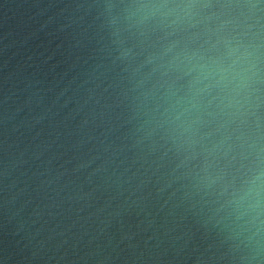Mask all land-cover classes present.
<instances>
[{"label": "water", "instance_id": "obj_1", "mask_svg": "<svg viewBox=\"0 0 264 264\" xmlns=\"http://www.w3.org/2000/svg\"><path fill=\"white\" fill-rule=\"evenodd\" d=\"M0 264H264V0H0Z\"/></svg>", "mask_w": 264, "mask_h": 264}]
</instances>
